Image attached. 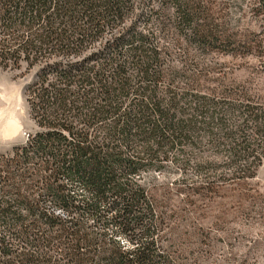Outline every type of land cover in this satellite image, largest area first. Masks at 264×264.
<instances>
[{"label": "trees", "instance_id": "trees-1", "mask_svg": "<svg viewBox=\"0 0 264 264\" xmlns=\"http://www.w3.org/2000/svg\"><path fill=\"white\" fill-rule=\"evenodd\" d=\"M249 1L264 28V0ZM225 10L218 0H0V69L34 72L24 93L38 127L0 154V264H178L160 246L142 174L178 164L213 190L264 162V97L202 91L157 39L191 59L260 47Z\"/></svg>", "mask_w": 264, "mask_h": 264}, {"label": "rangeland", "instance_id": "rangeland-1", "mask_svg": "<svg viewBox=\"0 0 264 264\" xmlns=\"http://www.w3.org/2000/svg\"><path fill=\"white\" fill-rule=\"evenodd\" d=\"M226 4V20L240 35L252 33L261 46L232 53L180 57L170 39L157 36L170 65L183 67L204 92L211 89L264 97V34L249 0ZM157 29L156 23L152 24ZM156 33V32H155ZM173 43V42H172ZM183 47V46H182ZM0 69V154H9L38 131L25 96L33 73ZM140 183L162 221L160 246L178 264H264V162L254 178L203 188L191 167L166 163L143 173Z\"/></svg>", "mask_w": 264, "mask_h": 264}]
</instances>
